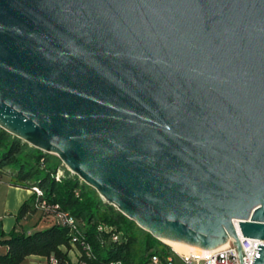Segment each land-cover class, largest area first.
Listing matches in <instances>:
<instances>
[{
  "label": "water",
  "instance_id": "water-1",
  "mask_svg": "<svg viewBox=\"0 0 264 264\" xmlns=\"http://www.w3.org/2000/svg\"><path fill=\"white\" fill-rule=\"evenodd\" d=\"M0 127L155 238H232L243 264L238 231L264 240V0H0Z\"/></svg>",
  "mask_w": 264,
  "mask_h": 264
},
{
  "label": "trees",
  "instance_id": "trees-1",
  "mask_svg": "<svg viewBox=\"0 0 264 264\" xmlns=\"http://www.w3.org/2000/svg\"><path fill=\"white\" fill-rule=\"evenodd\" d=\"M61 166L62 161L57 155L30 146L0 127V171L10 175V182L14 186H39L46 199L59 203L63 210L77 219L96 252V258L88 260L87 264H105L116 259L125 264H145L150 251L163 252L172 249L115 206L105 203L93 187L82 182L65 167V176L57 180L55 175ZM37 212L50 225L33 232L13 229L9 233H1L0 244L6 245L8 251L0 254V264H21L30 255L45 256L50 263L51 258H55L57 264H68L69 252L74 248L79 251L81 264L84 255L79 245L72 241V230L70 227L58 225L51 215L36 208L35 195L21 206L17 220H28ZM100 223L115 226L122 234V241H108L102 246L97 230Z\"/></svg>",
  "mask_w": 264,
  "mask_h": 264
},
{
  "label": "built area",
  "instance_id": "built-area-1",
  "mask_svg": "<svg viewBox=\"0 0 264 264\" xmlns=\"http://www.w3.org/2000/svg\"><path fill=\"white\" fill-rule=\"evenodd\" d=\"M65 166L62 165L57 169L56 179L61 180L65 174ZM67 169V168H66ZM68 170V169H67ZM32 191L35 195V206L44 214H49L53 217L55 223L61 226L70 227L73 232V243L78 244L81 248L84 259L81 264H87L88 260L96 258V252L92 243L83 233L77 219L68 211L63 210L59 203H52L45 198L44 191L39 186H33ZM78 195V193H77ZM98 240L102 246H105L108 241H122V234L115 226L110 224L100 223L97 226ZM240 242L244 251L243 264H253L256 250L254 246L258 244L264 245V240L259 238L244 237L238 231ZM52 264H57L55 258H51ZM105 264H125L122 260H110ZM145 264H241L239 259L238 248L232 238L229 241L216 249L206 250L201 254H181L175 250L155 251L148 253V259Z\"/></svg>",
  "mask_w": 264,
  "mask_h": 264
},
{
  "label": "crops",
  "instance_id": "crops-1",
  "mask_svg": "<svg viewBox=\"0 0 264 264\" xmlns=\"http://www.w3.org/2000/svg\"><path fill=\"white\" fill-rule=\"evenodd\" d=\"M11 177L8 173L0 171V234L9 233L13 229L27 230L33 232L43 229L40 224L46 221L44 217L37 212L28 220L18 222L17 213L21 206L29 200L33 195L31 188L14 186L10 182ZM48 222V221H46ZM74 250V249H72ZM8 247L0 244V254H6ZM71 251V250H70ZM70 257V252H69ZM80 263V262H79ZM21 264H52L48 258L40 255H30ZM72 264L71 259L70 263Z\"/></svg>",
  "mask_w": 264,
  "mask_h": 264
},
{
  "label": "bare ground",
  "instance_id": "bare-ground-1",
  "mask_svg": "<svg viewBox=\"0 0 264 264\" xmlns=\"http://www.w3.org/2000/svg\"><path fill=\"white\" fill-rule=\"evenodd\" d=\"M165 242L169 246H171L173 250L181 254H201L206 252V249H202L200 247L189 245L183 242H175L169 240H165Z\"/></svg>",
  "mask_w": 264,
  "mask_h": 264
},
{
  "label": "rangeland",
  "instance_id": "rangeland-1",
  "mask_svg": "<svg viewBox=\"0 0 264 264\" xmlns=\"http://www.w3.org/2000/svg\"><path fill=\"white\" fill-rule=\"evenodd\" d=\"M40 214L41 213L39 212L38 215ZM49 225H50V222L43 221L39 227L43 228V227H48ZM70 259H71L72 264H80L79 263V251L76 248L70 251Z\"/></svg>",
  "mask_w": 264,
  "mask_h": 264
}]
</instances>
